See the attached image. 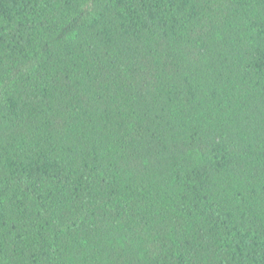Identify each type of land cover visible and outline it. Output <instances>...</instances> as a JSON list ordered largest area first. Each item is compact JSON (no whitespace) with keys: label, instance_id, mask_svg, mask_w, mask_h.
Masks as SVG:
<instances>
[{"label":"trees","instance_id":"1","mask_svg":"<svg viewBox=\"0 0 264 264\" xmlns=\"http://www.w3.org/2000/svg\"><path fill=\"white\" fill-rule=\"evenodd\" d=\"M0 264H264V0H0Z\"/></svg>","mask_w":264,"mask_h":264}]
</instances>
